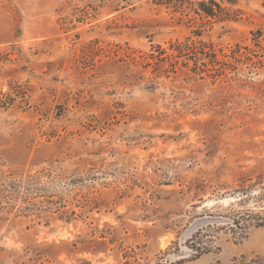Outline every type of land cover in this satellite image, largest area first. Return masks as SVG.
Masks as SVG:
<instances>
[{"label":"rangeland","instance_id":"rangeland-1","mask_svg":"<svg viewBox=\"0 0 264 264\" xmlns=\"http://www.w3.org/2000/svg\"><path fill=\"white\" fill-rule=\"evenodd\" d=\"M214 1L0 0V264H264V0Z\"/></svg>","mask_w":264,"mask_h":264},{"label":"trees","instance_id":"trees-1","mask_svg":"<svg viewBox=\"0 0 264 264\" xmlns=\"http://www.w3.org/2000/svg\"><path fill=\"white\" fill-rule=\"evenodd\" d=\"M210 4L217 7L218 11L222 10L221 7L214 0H210ZM199 7H200V11L203 13V15L206 18L214 19L218 16L217 12L215 10H213V8H209L208 5H206V3H204V2L199 3ZM194 44H195L194 42L188 43V41L185 44H178V45L174 46L175 47L174 51H176L177 54H171L170 56H165L162 59L168 58L169 60L170 59L175 60V58L185 56L186 54H183L184 52L189 51V50H191V51L194 50ZM160 54L163 56L165 54V51H162V53H160ZM161 61H163V60H161ZM258 226H262V224H258ZM197 252H198V254L201 253V251L199 249H197Z\"/></svg>","mask_w":264,"mask_h":264}]
</instances>
